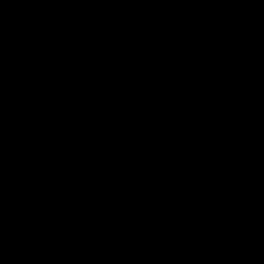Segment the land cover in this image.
<instances>
[{
    "label": "water",
    "instance_id": "water-1",
    "mask_svg": "<svg viewBox=\"0 0 264 264\" xmlns=\"http://www.w3.org/2000/svg\"><path fill=\"white\" fill-rule=\"evenodd\" d=\"M0 172L38 264H264V0H0Z\"/></svg>",
    "mask_w": 264,
    "mask_h": 264
}]
</instances>
